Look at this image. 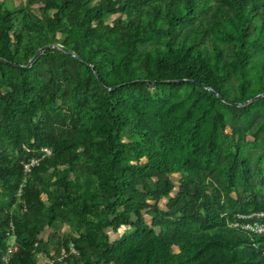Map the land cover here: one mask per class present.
Listing matches in <instances>:
<instances>
[{"label": "trees", "instance_id": "trees-1", "mask_svg": "<svg viewBox=\"0 0 264 264\" xmlns=\"http://www.w3.org/2000/svg\"><path fill=\"white\" fill-rule=\"evenodd\" d=\"M34 1L0 0V264L59 221L81 264H264V0Z\"/></svg>", "mask_w": 264, "mask_h": 264}, {"label": "rangeland", "instance_id": "rangeland-1", "mask_svg": "<svg viewBox=\"0 0 264 264\" xmlns=\"http://www.w3.org/2000/svg\"><path fill=\"white\" fill-rule=\"evenodd\" d=\"M39 0H36L33 2V7L37 8L39 7ZM7 5L12 7L14 10H17L18 6L20 4H25L27 2V0H6ZM227 130H229V127L226 128ZM247 138H249V136H247ZM256 158H253V161L255 162ZM263 166L264 164L261 163ZM171 179L174 181L175 183V187L173 189V191L171 192V194H174V191H176L177 189V185H178V174L174 173L170 175ZM258 177V176H256ZM258 179V178H257ZM20 186V185H19ZM22 191V190H21ZM18 191H16V195L17 197H20L21 192L17 193ZM232 195L234 196L235 194L232 193ZM46 195L43 194V198H45ZM153 202V200H151ZM168 201V197L164 196L161 197L157 203L158 205H160L161 207H166V203ZM145 218L146 220H150L151 216L148 213H145ZM59 229L56 231H48L47 232V236H48V240H47V244L45 245L46 250H42L39 252V254L37 255V264H58L57 261H62L63 264H81V261L78 259L77 255V251H75L74 249H71L70 252H66L63 248V245L61 243V233L67 232V225L65 223H61L59 221ZM129 228L128 225H122L120 227V229L118 230V232L113 231L112 229H108L109 233H110V237L114 238L115 236H117L118 234H120L121 232H123L124 230H127ZM73 235L76 236L75 233H73ZM98 264H106L104 262H100Z\"/></svg>", "mask_w": 264, "mask_h": 264}, {"label": "built area", "instance_id": "built-area-1", "mask_svg": "<svg viewBox=\"0 0 264 264\" xmlns=\"http://www.w3.org/2000/svg\"><path fill=\"white\" fill-rule=\"evenodd\" d=\"M51 149L49 147L43 146L39 149V153L30 156L29 158L23 160V181L20 183L19 188L17 189V193L21 192V187L23 182L26 179L27 173L31 171L32 167L39 163V160L44 157L46 154H50ZM233 226L240 227L247 231H251L254 233L264 234V210H253L247 212H238L235 214V218L231 222ZM16 245H14V241H11L7 251L3 254V259L7 261L8 253L15 250Z\"/></svg>", "mask_w": 264, "mask_h": 264}, {"label": "water", "instance_id": "water-1", "mask_svg": "<svg viewBox=\"0 0 264 264\" xmlns=\"http://www.w3.org/2000/svg\"><path fill=\"white\" fill-rule=\"evenodd\" d=\"M52 46H55L54 44H45V45H43V46H41V47H39L37 50H36V52L34 53V55L29 59V61H28V63L25 65V66H29L42 52H43V50H45V49H47V48H50V47H52ZM87 63H89V61H87ZM93 67V66H92ZM96 76H97V78H98V80H99V82L102 84V81H101V78L99 77V75L96 73ZM175 80H177V79H174V80H165V81H167V82H169V81H175ZM133 80H131V82H132ZM124 83H126V82H124ZM212 92H215L214 90H212V89H210ZM216 94H218L217 92H215ZM261 94H257V95H255L253 98H251L250 100H252V99H254V98H257L258 96H260ZM229 103H231V104H236V105H241V104H244V103H246V102H248V100L247 101H245V102H234V101H228Z\"/></svg>", "mask_w": 264, "mask_h": 264}]
</instances>
